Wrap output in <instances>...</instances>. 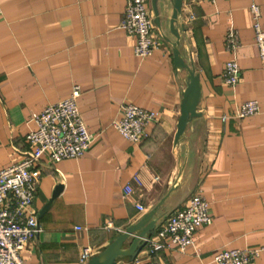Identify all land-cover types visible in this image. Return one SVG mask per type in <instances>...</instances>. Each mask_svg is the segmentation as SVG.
I'll return each instance as SVG.
<instances>
[{"label": "crops", "instance_id": "obj_1", "mask_svg": "<svg viewBox=\"0 0 264 264\" xmlns=\"http://www.w3.org/2000/svg\"><path fill=\"white\" fill-rule=\"evenodd\" d=\"M127 1L0 0V169L31 149L32 115L69 96L76 85L87 130L96 136L79 158L52 164L43 156L38 164L42 175L33 209L42 231L23 251L26 264H84L85 247L93 255L101 252L159 203L180 170L177 187L154 216L151 235L199 190L213 221L197 230L186 251L168 243L150 254L146 244L133 264H216L223 249L264 245V67L254 42L253 0H183L179 49L200 75L201 98L178 146L187 72L176 68L172 43L163 36L176 40L169 29L172 2L158 0V46L142 59L135 55L136 37L121 26ZM254 1L261 5L264 27V0ZM230 24L242 44L236 87L223 77L231 57L224 40ZM250 99L259 101V113L236 119V108ZM125 103L157 114L139 143L114 125ZM128 184L134 188L130 194L124 191ZM58 185L62 188L53 197ZM253 264H264V252Z\"/></svg>", "mask_w": 264, "mask_h": 264}, {"label": "built area", "instance_id": "obj_2", "mask_svg": "<svg viewBox=\"0 0 264 264\" xmlns=\"http://www.w3.org/2000/svg\"><path fill=\"white\" fill-rule=\"evenodd\" d=\"M254 42L264 67V27L262 24L261 5L252 1L250 6ZM2 9L0 8V17ZM121 26L129 35L136 37L135 55L146 58L158 46L154 34V18L150 12L149 0H128ZM226 49L231 57L226 61L224 81L236 87L241 78V66L238 51L241 40L237 28L230 24L225 35ZM81 95L80 86L76 85L69 96L45 107L40 113H34L32 120L36 128L32 129L27 140L31 149L12 165L0 169V264H26L23 251L27 243L42 231L39 216L33 209L41 170L38 166L43 156L52 164L63 159L79 158L92 145L96 136L89 132L78 106ZM260 103L250 99L240 104L234 113L236 119L258 114ZM223 116L222 119H226ZM154 111L133 103L122 106L121 119L115 121L116 129L126 139L139 143L147 138V127L156 120ZM158 180L159 178L156 177ZM135 182L141 184L138 175ZM126 194L134 191L132 184L124 189ZM137 208L144 211L142 204ZM213 221L210 203L201 190L195 193L187 206L172 212L157 234L146 238L150 254L162 251L169 244H174L182 252L194 245V235L204 225ZM81 229V227H77ZM264 252V245L243 249H223L216 253V264H253ZM94 254L91 247H85L80 261L87 264Z\"/></svg>", "mask_w": 264, "mask_h": 264}, {"label": "water", "instance_id": "obj_3", "mask_svg": "<svg viewBox=\"0 0 264 264\" xmlns=\"http://www.w3.org/2000/svg\"><path fill=\"white\" fill-rule=\"evenodd\" d=\"M173 5L172 15L169 21V29L172 35L176 38L172 41L167 35L163 34L164 38L172 43L174 62L177 69L187 72V86L183 92L181 103V114L178 120V127L175 135V146L181 145L185 138L186 128L189 122L198 115V105L201 98L200 75L196 72V68L192 63H188L180 54V32L177 26L179 17L182 13L183 0H170ZM152 9L154 13V22L159 29L162 30L160 8L158 0H152ZM181 170L176 183L172 186L169 192L153 207L145 213L139 221L130 224L124 231L113 237L110 243L98 254L93 255L88 264H120L122 259H127L126 264H133L136 261L139 252L146 246V238L150 237L156 227L158 218H154L158 209L164 204L170 193L177 187ZM62 185H58L54 196L60 192ZM53 199H51L44 210L48 208ZM128 240L130 244L126 246Z\"/></svg>", "mask_w": 264, "mask_h": 264}]
</instances>
